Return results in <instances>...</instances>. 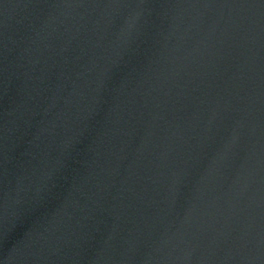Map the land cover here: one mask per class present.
<instances>
[{"label":"water","instance_id":"obj_1","mask_svg":"<svg viewBox=\"0 0 264 264\" xmlns=\"http://www.w3.org/2000/svg\"><path fill=\"white\" fill-rule=\"evenodd\" d=\"M0 264H264V0H0Z\"/></svg>","mask_w":264,"mask_h":264}]
</instances>
